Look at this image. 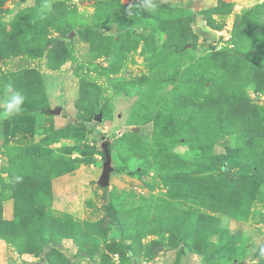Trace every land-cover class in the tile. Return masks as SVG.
Returning <instances> with one entry per match:
<instances>
[{"label": "rangeland", "instance_id": "1", "mask_svg": "<svg viewBox=\"0 0 264 264\" xmlns=\"http://www.w3.org/2000/svg\"><path fill=\"white\" fill-rule=\"evenodd\" d=\"M215 1L0 0V24L14 21L23 36L34 38L31 48H42L39 56L0 55V178L5 179L7 158L19 153L27 157L46 152L61 158L75 168L51 180L45 216L98 222L101 230L90 240L62 238L57 245H48L44 261L21 254L0 239V264H259V249L264 248V182L248 187L256 195L244 220L217 214L222 232L208 236L206 255L169 249L159 216L153 234L140 242L123 238L119 226L150 196H167L164 159L173 162L168 170L188 168L186 173L192 175L203 170L216 175L219 170L214 164L205 169L199 163L184 167L175 160L222 156L232 174L249 175V166L259 162L264 167V28L254 25L256 14L247 11L263 0H243L254 3L241 9L233 4L230 11L228 5L209 9ZM235 14L248 15L245 31L235 28ZM207 15L219 29L207 26ZM46 39L64 42L65 60L54 69L51 64L56 60L49 63L42 45ZM27 68L39 72L43 90L24 95L21 110L5 117L6 86L13 89L12 76ZM209 86L233 97L247 96L261 106L259 119L230 127L202 116L204 120L194 125L168 126L158 142L162 147L157 148L154 136L161 124L171 121L178 97L195 100ZM57 107L60 112L55 114ZM146 116L151 121L131 124ZM181 131L183 136L178 137ZM130 132L136 133L135 140L129 139ZM104 148L111 171L109 185L101 188ZM202 163L208 166L209 160ZM108 202L116 208L118 220L108 215ZM185 205L175 202L178 208ZM11 215L12 200L7 199L3 216ZM174 234L172 240L178 237ZM180 235L175 240L193 242L187 229ZM121 238L132 246V255L120 245Z\"/></svg>", "mask_w": 264, "mask_h": 264}, {"label": "trees", "instance_id": "2", "mask_svg": "<svg viewBox=\"0 0 264 264\" xmlns=\"http://www.w3.org/2000/svg\"><path fill=\"white\" fill-rule=\"evenodd\" d=\"M154 1L158 3V0ZM224 5H228V11H230L233 2L216 0L209 9L217 10ZM247 11L248 14L249 11L256 14L253 18L254 25L264 28V0L252 5ZM235 15V28L239 27L245 31L248 15ZM204 17L207 26L215 30L220 28L211 15ZM33 39L29 35L23 36L16 29L14 21L9 26L0 24V55L18 56L22 53H29L39 56L42 53V48L38 51L36 48H31ZM42 45L47 47L46 56L49 63L54 58L56 60L54 64H51V68H57L64 62L65 54L62 50L64 42L62 40L46 39ZM12 77L15 83L13 89L20 91L25 96L31 97L34 96V92L43 90L39 72L34 68L23 69ZM193 80L197 81V79ZM82 93L83 90H81ZM81 97L77 99V102ZM174 107L172 112L175 114L171 116V121L161 124L154 136L155 146L159 149L162 147L158 143L160 136L167 132L168 126L176 127V124L182 126V123L194 125L203 121L205 117L212 119V122L218 126L249 125L258 120L262 112L261 106L253 103L247 96L233 97L224 90L217 91L214 86H209L208 91L195 100L189 101L184 96L178 97ZM202 116L203 120L200 119ZM148 121H151V117L146 116L138 122L132 121L131 124H144ZM154 121L156 124L157 119ZM129 135L130 140H135L137 137L135 132H130ZM181 136H183V131L178 137ZM241 149L243 151L244 147ZM155 150H157L156 147ZM201 151L204 150L201 149ZM45 153H41L39 156L29 154L27 157L25 154L19 153L14 157L7 158V166L2 170L6 173L5 179L4 177L0 178V239L15 246L19 253L34 257L40 256L42 260L45 247L50 244L57 245L62 238L90 240L94 233L101 231L96 228L99 225L98 222L57 220L45 216V208L50 205L51 201V180L72 172L75 168L61 158H52ZM207 160H209L208 166L205 165L206 163H202ZM162 161L161 166L162 168L165 166L166 173L163 175V180L168 182L169 188L167 196L152 195L143 206L130 210L131 218L121 220L119 223L123 231V238L140 242L143 236L153 234L152 226L155 224L156 216H159L162 224L161 236L167 242L169 249L174 250L180 247L200 255H206L210 247L208 236L222 232L217 214L224 213L237 220H244L256 195L254 190L248 187H255L258 183L264 182L262 162L249 166L250 174L247 175L245 172L230 173V166L226 163L228 159L222 156L212 159L203 157L202 162L196 158L192 161L181 158L175 160L184 167L199 163L200 167L205 169L214 164V167L219 170L216 175L209 171L204 172V170L202 174L192 175L186 173L188 168L184 172L168 170L174 166L173 162L166 159ZM52 162L58 164H52ZM243 181L248 182L249 185L246 187ZM7 199L12 200L11 218L3 216V202ZM175 202H184L186 205L178 208L175 206ZM106 210L112 218L111 220H118L119 215L112 202L107 203ZM186 229L187 237L193 242L187 244L184 237L181 240H175L182 237L180 233ZM174 233L178 237L172 240L171 237ZM123 238L119 242L120 245L128 255H132V246L124 242ZM261 249H259L260 252ZM258 257L259 264H264V254L259 253Z\"/></svg>", "mask_w": 264, "mask_h": 264}, {"label": "clouds", "instance_id": "3", "mask_svg": "<svg viewBox=\"0 0 264 264\" xmlns=\"http://www.w3.org/2000/svg\"><path fill=\"white\" fill-rule=\"evenodd\" d=\"M6 88L8 91L7 98L5 99L3 105V115L8 117L12 113H16L21 110V105L23 104L25 97L20 91L12 89L10 85H7ZM17 179H19V177H17ZM261 253L264 254V248L261 249Z\"/></svg>", "mask_w": 264, "mask_h": 264}, {"label": "water", "instance_id": "4", "mask_svg": "<svg viewBox=\"0 0 264 264\" xmlns=\"http://www.w3.org/2000/svg\"><path fill=\"white\" fill-rule=\"evenodd\" d=\"M160 2H164L165 0H158ZM53 113L58 114L60 112V108L57 107L54 110H52ZM104 162L102 164V172L98 180V185L101 188H105L109 185V173L111 171V166H110V156H109V151L107 148H104Z\"/></svg>", "mask_w": 264, "mask_h": 264}, {"label": "crops", "instance_id": "5", "mask_svg": "<svg viewBox=\"0 0 264 264\" xmlns=\"http://www.w3.org/2000/svg\"><path fill=\"white\" fill-rule=\"evenodd\" d=\"M232 2L235 8H240V9L246 7L247 5H252L254 3L251 1L249 4H246V2L243 0H232ZM109 177H110V174H109Z\"/></svg>", "mask_w": 264, "mask_h": 264}, {"label": "built area", "instance_id": "6", "mask_svg": "<svg viewBox=\"0 0 264 264\" xmlns=\"http://www.w3.org/2000/svg\"><path fill=\"white\" fill-rule=\"evenodd\" d=\"M114 256L116 257V254H114Z\"/></svg>", "mask_w": 264, "mask_h": 264}]
</instances>
